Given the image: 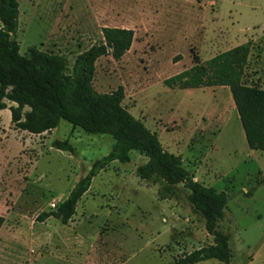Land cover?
Returning <instances> with one entry per match:
<instances>
[{
	"label": "rangeland",
	"instance_id": "rangeland-1",
	"mask_svg": "<svg viewBox=\"0 0 264 264\" xmlns=\"http://www.w3.org/2000/svg\"><path fill=\"white\" fill-rule=\"evenodd\" d=\"M17 1L14 38L20 54L35 46L62 55L68 73L79 53L103 41V27L133 30L123 57L96 61L94 89L104 93L123 86L122 105L157 134L163 148L180 156L195 180L227 193L216 230L228 236V264H264V151L248 147L225 91L164 84L190 68L193 56L204 63L248 44L242 81L264 87V0ZM10 117L8 108L1 111L0 215L12 220V228L23 222L24 237L33 235L10 246L15 254L20 244L23 264H171L216 244L193 212L183 184L162 199L160 183L136 175V167L147 161L138 151L130 152L129 162H111L93 178L71 223L54 218L35 222L39 213L68 196L92 162L110 152L114 140L65 120L52 131L30 134L14 130ZM55 139L68 140L74 153L52 147ZM8 249L3 245L2 254ZM196 264L223 263L208 259Z\"/></svg>",
	"mask_w": 264,
	"mask_h": 264
},
{
	"label": "trees",
	"instance_id": "trees-1",
	"mask_svg": "<svg viewBox=\"0 0 264 264\" xmlns=\"http://www.w3.org/2000/svg\"><path fill=\"white\" fill-rule=\"evenodd\" d=\"M17 0H0V110L8 108L14 130L42 134L58 127L65 120L91 135H109L114 143L110 152L93 161L86 175L72 187L68 196L54 208L39 213L35 221L52 217L68 224L80 199L88 192L92 179L113 161L127 163L130 152L138 151L147 161L136 167V175L145 182L160 183L158 196L170 198L183 184L193 212L204 221L215 245L203 246L174 260L171 264H196L208 259L229 263L228 236L216 230L224 218L228 195L194 179L180 156L168 152L155 132L133 117L122 105L123 86L100 93L93 87L95 63L102 56L118 60L130 50L132 29L103 27V41L79 53L67 72V59L59 54L29 47L21 55L14 38L18 27ZM249 45L242 44L194 64L164 80L179 89L205 86H227L241 123L248 147L264 151V89L242 81ZM6 101L13 103L7 105ZM51 146L74 153L68 140L52 141ZM251 195V193L249 194ZM4 217L0 215V227Z\"/></svg>",
	"mask_w": 264,
	"mask_h": 264
},
{
	"label": "crops",
	"instance_id": "crops-1",
	"mask_svg": "<svg viewBox=\"0 0 264 264\" xmlns=\"http://www.w3.org/2000/svg\"><path fill=\"white\" fill-rule=\"evenodd\" d=\"M235 47V46H234ZM233 48V47H232ZM263 55H264V51H263ZM213 57V56H212ZM209 57L206 60L212 58ZM216 88H219L223 91H225L227 98L232 102V104L234 105L232 98H231V94L229 93V88L227 86H215ZM264 89V87H262ZM7 109V108H6ZM4 110V109H3ZM0 110V113L1 111ZM238 118V117H237ZM239 119V118H238ZM11 124V123H10ZM114 162V161H113ZM104 171V170H102ZM101 171V172H102ZM93 180V179H92ZM89 192H91V189L89 188L88 192H86V194H84V196H86ZM83 196V197H84ZM82 197V198H83ZM81 198V199H82ZM2 216V215H1ZM52 217L48 218L51 219ZM46 219V220H48ZM45 220V221H46ZM44 221V222H45ZM121 223L123 222V219L120 220ZM36 222V221H35ZM37 223H43V222H37ZM71 223V220L68 222ZM12 220H10V222H8L5 218H4V222L2 224V226L0 227V264H23L20 260H18V251H20L22 248H20V244H17V249L15 250V254L13 252H10L11 248L10 246L12 244H16V243H22V242H27L29 239L32 238L33 235H27V237H24V235L22 234V224H24L23 222H15V227L12 228ZM26 224V223H25ZM28 225V224H27ZM67 225V224H66ZM29 227V226H28ZM34 225L32 224L31 227H29V229L31 231H33L35 229H33ZM41 236V235H40ZM42 237H46L45 234H42ZM3 245L9 247V249L2 254L1 252V248L3 247ZM74 246V243H73ZM3 251V249H2ZM5 251V250H4ZM76 253V250L73 249V254ZM11 257L14 260H11ZM28 264V263H27Z\"/></svg>",
	"mask_w": 264,
	"mask_h": 264
},
{
	"label": "built area",
	"instance_id": "built-area-1",
	"mask_svg": "<svg viewBox=\"0 0 264 264\" xmlns=\"http://www.w3.org/2000/svg\"><path fill=\"white\" fill-rule=\"evenodd\" d=\"M53 206V205H52Z\"/></svg>",
	"mask_w": 264,
	"mask_h": 264
}]
</instances>
